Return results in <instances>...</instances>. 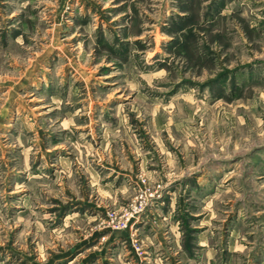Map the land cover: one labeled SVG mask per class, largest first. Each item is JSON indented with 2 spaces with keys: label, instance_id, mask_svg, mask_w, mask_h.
I'll return each mask as SVG.
<instances>
[{
  "label": "rangeland",
  "instance_id": "1",
  "mask_svg": "<svg viewBox=\"0 0 264 264\" xmlns=\"http://www.w3.org/2000/svg\"><path fill=\"white\" fill-rule=\"evenodd\" d=\"M0 264H264V0H0Z\"/></svg>",
  "mask_w": 264,
  "mask_h": 264
}]
</instances>
